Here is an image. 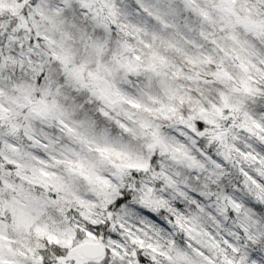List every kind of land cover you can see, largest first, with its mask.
Listing matches in <instances>:
<instances>
[{
    "label": "snow or ice",
    "instance_id": "obj_1",
    "mask_svg": "<svg viewBox=\"0 0 264 264\" xmlns=\"http://www.w3.org/2000/svg\"><path fill=\"white\" fill-rule=\"evenodd\" d=\"M0 264H264V0H0Z\"/></svg>",
    "mask_w": 264,
    "mask_h": 264
}]
</instances>
